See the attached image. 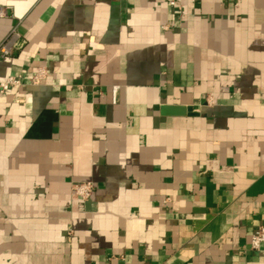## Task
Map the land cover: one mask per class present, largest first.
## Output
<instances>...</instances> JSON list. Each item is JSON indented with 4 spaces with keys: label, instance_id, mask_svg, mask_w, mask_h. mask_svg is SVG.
Listing matches in <instances>:
<instances>
[{
    "label": "crops",
    "instance_id": "0c3cea01",
    "mask_svg": "<svg viewBox=\"0 0 264 264\" xmlns=\"http://www.w3.org/2000/svg\"><path fill=\"white\" fill-rule=\"evenodd\" d=\"M2 11L0 81L24 86L0 96V264H264V0Z\"/></svg>",
    "mask_w": 264,
    "mask_h": 264
},
{
    "label": "built area",
    "instance_id": "2783aa9c",
    "mask_svg": "<svg viewBox=\"0 0 264 264\" xmlns=\"http://www.w3.org/2000/svg\"><path fill=\"white\" fill-rule=\"evenodd\" d=\"M182 1L183 0H168L169 7L174 11L175 15L179 16L182 13ZM1 16L5 15V12H0ZM164 31L169 30V26L163 27ZM18 34L16 29H13L11 34L6 38L4 42L0 44V61L9 57L12 53V49L15 46ZM47 71L44 68H38L33 74L30 80V85H39L47 78ZM24 86L23 77L21 75L10 76L7 79L0 81V96L9 93L11 90L18 89ZM120 88L114 86L111 90L112 103L114 105L118 102V93ZM94 185L90 181L76 182L72 185V193L75 197L87 201L94 193ZM264 245V226L259 227L258 230L252 235L250 241V249L253 252H258Z\"/></svg>",
    "mask_w": 264,
    "mask_h": 264
},
{
    "label": "water",
    "instance_id": "95a60500",
    "mask_svg": "<svg viewBox=\"0 0 264 264\" xmlns=\"http://www.w3.org/2000/svg\"><path fill=\"white\" fill-rule=\"evenodd\" d=\"M193 107H184V106H163L161 108V114L163 116H195L193 112Z\"/></svg>",
    "mask_w": 264,
    "mask_h": 264
}]
</instances>
